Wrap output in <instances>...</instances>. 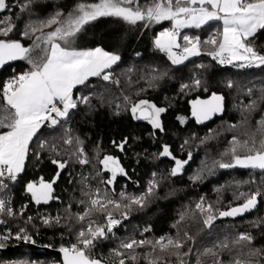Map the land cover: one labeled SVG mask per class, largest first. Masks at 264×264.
Listing matches in <instances>:
<instances>
[{"label":"trees","instance_id":"1","mask_svg":"<svg viewBox=\"0 0 264 264\" xmlns=\"http://www.w3.org/2000/svg\"><path fill=\"white\" fill-rule=\"evenodd\" d=\"M5 2V9L0 11V28L8 23L13 28L7 36L0 35V40L19 42L30 49L27 57L39 59L44 55L42 50L48 47L43 37L61 25L44 27L35 33L31 27L39 28L58 12L62 14L58 20L63 21L78 4L100 0ZM152 2L135 0L130 6L144 8ZM170 28L171 20L145 19L129 24L105 16L85 24L70 38L69 44L57 41L75 50L99 47L120 59L100 76L73 90L77 107L70 109L66 118L58 119L55 126L49 127V123L41 126L29 145L23 171L0 190V199L13 210L11 216L6 212L0 214L10 237H30L18 245L11 239L0 241V264H61L57 252L73 245L83 248L79 233L84 231L87 235L89 226L104 227L106 234L93 242L87 254L107 264H119L121 259L125 264H148V260H155L156 264H214L217 259L222 264H233L236 259L264 264V172L239 166L220 168L214 163H234L229 151L233 140L240 144L247 142V147L237 149L241 157L255 154L248 151L253 141L255 148H260V140L264 139V65L241 67L218 63V57L214 60L209 53L217 51L223 40L220 21L176 34L178 51L190 47L184 39L188 37L199 42L200 54L174 65L154 43L161 32ZM25 31L29 33L27 36ZM37 37L42 39L38 41ZM213 39L216 45L206 43ZM245 43L264 55V29H259ZM31 70L32 65L25 58L1 72L0 107L4 106L3 89L7 81ZM104 75L110 79L105 81ZM213 93L224 98L225 113L199 126L190 117L189 103ZM81 97H86L87 103ZM140 101L165 109L159 116L160 128H153L149 121H139L137 113L133 116L131 109ZM8 130L0 128V134ZM67 140L71 143H66ZM165 146L176 159L192 158L179 177H172L173 163L160 155ZM106 156L113 157L124 170L115 177L113 192L105 183L112 175L101 163ZM84 158L88 162L81 164L79 160ZM61 162L65 163L63 169L59 167ZM197 176L200 178L194 179ZM151 181L157 187L147 196L143 207L121 199V192L127 197L145 195ZM41 182L52 184L51 198L47 203L37 204L27 186L31 183L39 188ZM255 193H259L255 208L242 215L220 216L221 212L243 205ZM92 199L105 204L112 200L121 207L107 204L105 209L92 208ZM198 204L203 211L197 208ZM108 213L120 221L111 232L106 228ZM81 216L83 220L79 219ZM209 216L213 219L205 224ZM46 218L49 225L43 222ZM57 218L59 223L55 222ZM241 234L251 235V243H236ZM161 238L163 243L172 239L182 246L161 252L155 244ZM133 240L151 243L134 245L133 249L122 247ZM29 243L53 252H36L28 247ZM223 243L228 248L218 247ZM255 250L259 254L251 255ZM117 252L121 255L117 256Z\"/></svg>","mask_w":264,"mask_h":264},{"label":"snow or ice","instance_id":"2","mask_svg":"<svg viewBox=\"0 0 264 264\" xmlns=\"http://www.w3.org/2000/svg\"><path fill=\"white\" fill-rule=\"evenodd\" d=\"M134 2L135 0H100L99 3H81L63 21L58 20V17L62 15L58 12L55 17L46 21L39 28L29 26L31 31L35 33L36 31H41L44 27H51L58 23L61 25L43 37V42L48 47L42 50L44 55L39 57V59L27 57L30 49L22 47L19 42L0 40V65L6 60L25 58H28L29 63L32 65L31 71L6 83L3 89L4 106L0 107V128L9 130L4 134H0V178L4 177L6 171L7 179L14 181L16 175L23 167L29 142L41 126L45 122H50L49 127L55 126L59 122L57 118H66L69 115V110L77 107V102L73 99V89L76 85L84 84L90 76H100L104 69L110 68L120 59L118 55L103 51L99 47L94 50H75L63 47L60 43H57V41H64L65 44H69L70 38L80 32L85 24L99 17H117L129 24H136L138 21L145 19L157 22L171 20L176 30L192 25L200 27L211 20L222 21L223 40L219 42L217 51L209 53L212 58L215 60L220 57L218 63L223 64L226 62L223 53L227 52L229 53L228 63H231L232 59H239L247 61L246 64L240 65L241 67L253 65L259 67L264 65V55H260L250 44L245 43L250 36L254 35L257 29H264V0H153L150 5H146L144 8L139 6L131 7L130 5ZM5 7V0H0V11L4 10ZM21 10H23V7ZM12 28L13 25L8 23L6 27L0 28V35L7 36L12 31ZM28 34V31H25L24 35L27 36ZM176 34V31H164L154 41L155 47L160 51L167 52L169 59L174 65L182 63L190 56L200 54L199 42H194L188 37H184V39L190 47L185 46L183 48V55L174 53L172 48L179 47L176 44ZM36 39L39 41L42 37H37ZM206 43L216 45L217 41L213 39L206 41ZM36 47H39V44H36ZM102 78L108 81L110 76L104 75ZM199 83L200 81L197 80L196 84L199 85ZM228 86L232 87L231 83ZM184 87H187V85ZM80 99L87 103L86 97H81ZM222 99L221 96L214 94L208 101L193 102V115L197 118V122H201L202 118L208 119L212 113L220 111ZM254 103L249 105V109L254 106ZM59 105L63 107L61 108ZM145 105L150 111L142 110L139 118L148 119L153 128H160L159 116L160 113L165 111L163 108L150 105L147 101H140L138 104L133 105L131 109L133 116L135 117L138 109H142V106ZM197 105L201 107L197 108ZM232 127H235V125ZM65 142L71 143V140ZM254 145L255 141H253V147L249 148L248 151L255 154L241 157L237 154V149L247 147V142L240 144L239 141L233 140L229 151L234 163L222 161H215L214 163L218 164L220 168L239 166L259 169L264 172V139L260 140L259 149L255 148ZM43 146L42 144L41 147ZM122 147L123 145H121ZM80 154L83 156V151ZM227 154L226 152L225 155ZM160 155H171L167 146L164 147ZM53 162L56 163V161ZM79 162L85 164L88 161L84 158L80 159ZM101 163L104 165L105 170L112 172V178L107 181L109 184L115 179L117 171L121 174L124 172L123 168L119 167L118 161L111 156L104 157ZM185 163L187 161L176 160V167L171 170V175L175 176ZM59 167L63 169L65 163H59ZM199 178L197 176L194 179ZM6 186L0 179V188ZM155 187H157L156 182L151 181L145 195L127 197L125 193L121 192L120 196L121 199H129L131 204L143 207V202L147 196L153 194ZM27 190L32 194V198L37 204L41 202L47 203L51 198L52 184L41 182L40 187L37 188L30 183L27 186ZM258 195L259 193L251 195L243 205L221 212L220 216H237L250 211L256 207ZM107 204H113L116 208L121 207L120 203L112 200H108ZM107 204L100 199L91 200L92 208L99 206V208L105 209ZM197 208L203 211L201 204H198ZM91 210L89 209V212ZM5 212L9 216L13 215V210L6 207L5 201L0 199V214ZM85 215H88V212ZM79 219L83 220L84 217L81 216ZM212 219L209 216L205 220V224H210ZM107 221L106 228L108 232H111L120 223L111 213H108ZM2 222L0 221V223ZM43 222L46 225L50 224L47 218ZM55 222L59 223V218ZM21 232H23V229ZM105 234V228L101 226H97L95 229L89 226L87 235L84 231H81L79 233V241L83 244V248L73 245L71 248L62 247L60 249V252L63 253L64 264H100V261L92 259L86 250L90 249L96 239L104 237ZM16 239L28 241L30 237L17 235ZM162 240L163 238L155 242V244L159 245L161 252L166 251L169 247L179 249L182 246L178 241H173L172 239H168L167 243H163ZM240 241L251 243L252 236L241 234L235 242L239 243ZM148 243L151 242L133 240L130 243L123 244L122 247L133 249L134 245L143 246ZM218 247L228 248V244L223 243L218 245ZM211 251L209 250V252ZM257 254H259V250L251 253V255ZM116 255L119 256L121 253L117 252ZM212 255L215 256L216 253L212 252ZM130 259L135 261L136 257L130 256ZM119 264H125V261L121 259ZM148 264H156V261L148 260ZM214 264H222V261L217 259ZM233 264H251V261L236 259Z\"/></svg>","mask_w":264,"mask_h":264},{"label":"water","instance_id":"3","mask_svg":"<svg viewBox=\"0 0 264 264\" xmlns=\"http://www.w3.org/2000/svg\"><path fill=\"white\" fill-rule=\"evenodd\" d=\"M18 60H20V59H16V60H6L2 65H0V74H1V72H3L7 67H9L10 65L14 64V63H15L16 61H18ZM213 95H214V93L211 94V95H210L209 97H207V98H204V99L198 98V99H195V100H193V101H191V102L189 103L190 117H191V119H194V120L196 121V124H198L199 126H201V125H203V124H208V123H210L211 121H214L216 118H221V117L224 115V113H225V100H224V98L221 96V97L223 98L222 101H221V110L212 113L211 116H210V118H208V119H203V118H202V121H201V122H197V118L193 115V102H195V101H208V100L211 99V97H212ZM215 95H216V94H215ZM218 96H220V95H218ZM200 107H201L200 105H197V108H200ZM142 110H144V111H150V110L147 109V108H142V109L138 110V112H137V116H136L137 119H138L139 121H149L148 119H142V118H139V117H140V112H141ZM163 150H164V148H163ZM163 150H162V152H163ZM121 151H122V149H121ZM166 157H167V158L173 163V167H172V169H173L174 167H176V160H180V159H176V158H174L172 155H170V156H166ZM161 158H162V157H160V159H161ZM181 161H187V163H185V164L183 165V167L181 168V170H180L175 176L172 175L173 178H176V177H179V176L182 175L183 170H185V169L191 164L192 158H191V157H187L185 160H181ZM111 173H112V172H111ZM118 175H119V172L117 171L116 176H118ZM107 181H108V180L105 181L106 185H107V186L110 188V190L113 192V191H114V188H115L116 180H112V183H111V184L107 183ZM28 247H29V248H32L34 251L39 252V253H51V252H53V251H52L51 249H49V248H46V247H40V246H37V245H35V244H33V243H29V244H28ZM57 254H58L59 257H60L61 264H64L63 253L60 252V251H58ZM95 260H97V259H95ZM98 261H100V264H107L106 262H104V261H102V260H98Z\"/></svg>","mask_w":264,"mask_h":264},{"label":"rangeland","instance_id":"4","mask_svg":"<svg viewBox=\"0 0 264 264\" xmlns=\"http://www.w3.org/2000/svg\"><path fill=\"white\" fill-rule=\"evenodd\" d=\"M163 20H161V21H159V22H162ZM216 21H218V20H211V21H208L207 23H204V24H202L201 26H204V25H206V24H208V23H211V22H216ZM220 24H221V26H222V33H223V22L222 21H220ZM200 26V27H201ZM190 28H198V27H196V26H194V25H192V26H186V27H181V28H179L178 30H176V29H174V27H173V21H171V28H170V30H165V31H176L177 32V36H178V33H180L181 31H183V30H185V29H190ZM259 29H257L256 30V32L258 31ZM164 32V31H163ZM255 32V33H256ZM254 33V34H255ZM159 36V35H158ZM157 36V37H158ZM177 36H176V44H177ZM253 36V35H252ZM252 36H250V37H252ZM179 48L178 47H173L172 48V51L173 50H178ZM167 53V52H166ZM168 54V53H167ZM223 56L225 57V59H226V62L225 63H223V64H227V65H235V66H237V65H242V64H246L247 63V61H244V60H239V59H232V61H231V63H228L227 62V59L229 58V53H227V52H225V53H223ZM168 58H169V56H168ZM219 59H220V57H218ZM119 61V60H118ZM117 61V62H118ZM171 61V60H170ZM116 62V63H117ZM172 62V61H171ZM115 63V64H116ZM114 65V64H113ZM112 65V66H113ZM253 66H255V65H253ZM104 70H106V69H104ZM103 70V71H104ZM93 77H95V76H90L86 81H88L89 79H91V78H93ZM15 78H11L10 80H8L7 81V83H9L10 81H12V80H14ZM85 81V82H86ZM81 85V84H80ZM80 85H76L75 87H74V89L75 88H77L78 86H80ZM73 89V90H74ZM58 104H59V102H57ZM40 130V129H39ZM39 130L37 131V133L39 132ZM5 133V132H4ZM4 133H2V134H4ZM36 133V134H37ZM35 137V136H34ZM33 137V138H34ZM33 138H32V140H33ZM31 140V141H32ZM31 141L29 142V145H30V143H31ZM28 154H29V147H28V152H27V154H26V156H25V160H26V158H27V156H28ZM25 160H24V164H25ZM24 164H23V167H22V169H21V171L16 175V177L19 175V174H21V172L23 171V168H24ZM242 168V167H241ZM56 264H58V263H56Z\"/></svg>","mask_w":264,"mask_h":264},{"label":"built area","instance_id":"5","mask_svg":"<svg viewBox=\"0 0 264 264\" xmlns=\"http://www.w3.org/2000/svg\"><path fill=\"white\" fill-rule=\"evenodd\" d=\"M174 53H176L177 55H183L182 51H178V50H173ZM61 108L63 107L62 105H59ZM55 115V114H53ZM57 119H62V118H57ZM45 123H50V122H45ZM2 179L3 183L6 185L8 182H11L12 180L7 179V172L5 171V175ZM5 188V187H4ZM4 188H0V190L4 189ZM0 221H3L2 223H0V241L2 242H7L8 240H14L16 241V245H18L19 243H26V241L24 239H16V237H10V233L9 231L6 229L7 228V223L0 218Z\"/></svg>","mask_w":264,"mask_h":264},{"label":"flooded vegetation","instance_id":"6","mask_svg":"<svg viewBox=\"0 0 264 264\" xmlns=\"http://www.w3.org/2000/svg\"><path fill=\"white\" fill-rule=\"evenodd\" d=\"M139 110H140V109H139ZM137 112H138V111H137ZM106 171L112 175L111 171H108V170H106ZM118 176H119V175H118ZM115 177H117V176H115ZM111 178H112V177H107L106 180H110ZM106 180H105V181H106Z\"/></svg>","mask_w":264,"mask_h":264}]
</instances>
